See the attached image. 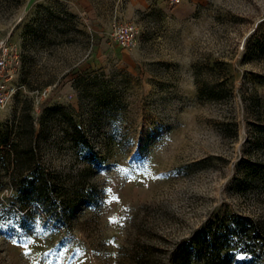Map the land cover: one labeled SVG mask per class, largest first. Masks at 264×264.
<instances>
[{
	"label": "rangeland",
	"instance_id": "1",
	"mask_svg": "<svg viewBox=\"0 0 264 264\" xmlns=\"http://www.w3.org/2000/svg\"><path fill=\"white\" fill-rule=\"evenodd\" d=\"M92 1L0 0L20 59L0 264H182L233 215L264 237V0ZM114 21L136 25L133 47Z\"/></svg>",
	"mask_w": 264,
	"mask_h": 264
},
{
	"label": "trees",
	"instance_id": "2",
	"mask_svg": "<svg viewBox=\"0 0 264 264\" xmlns=\"http://www.w3.org/2000/svg\"><path fill=\"white\" fill-rule=\"evenodd\" d=\"M28 158L26 155V161ZM262 237L257 234L253 219L233 215L227 222L216 225L214 229L198 231L188 243L184 242L177 254L178 261L182 264L198 260H203L204 264H231L234 257H239L242 258L241 264H252L255 250L260 249L264 253ZM204 248L209 250L204 251Z\"/></svg>",
	"mask_w": 264,
	"mask_h": 264
},
{
	"label": "built area",
	"instance_id": "3",
	"mask_svg": "<svg viewBox=\"0 0 264 264\" xmlns=\"http://www.w3.org/2000/svg\"><path fill=\"white\" fill-rule=\"evenodd\" d=\"M110 36L120 48L129 49L136 43L138 30L133 23L114 21ZM19 67L20 59L16 46L8 36H0V108L8 103L15 90L19 88L17 84Z\"/></svg>",
	"mask_w": 264,
	"mask_h": 264
},
{
	"label": "crops",
	"instance_id": "4",
	"mask_svg": "<svg viewBox=\"0 0 264 264\" xmlns=\"http://www.w3.org/2000/svg\"><path fill=\"white\" fill-rule=\"evenodd\" d=\"M34 1L35 0H28L30 4ZM77 1H78L79 10L81 11H85V10L92 11L93 10V6L95 3L92 0H77ZM128 3L135 8L141 5H145V0H128Z\"/></svg>",
	"mask_w": 264,
	"mask_h": 264
}]
</instances>
